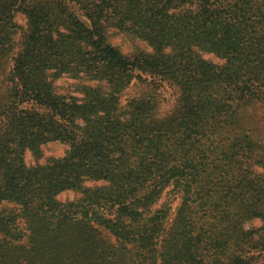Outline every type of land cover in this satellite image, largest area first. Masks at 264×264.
<instances>
[{"label":"trees","instance_id":"trees-1","mask_svg":"<svg viewBox=\"0 0 264 264\" xmlns=\"http://www.w3.org/2000/svg\"><path fill=\"white\" fill-rule=\"evenodd\" d=\"M254 103L264 0H0V264H264ZM49 142L65 155L27 166Z\"/></svg>","mask_w":264,"mask_h":264},{"label":"rangeland","instance_id":"rangeland-1","mask_svg":"<svg viewBox=\"0 0 264 264\" xmlns=\"http://www.w3.org/2000/svg\"><path fill=\"white\" fill-rule=\"evenodd\" d=\"M14 22L17 25V34L14 37V53H16L19 49V43L22 39V36L24 35V32L27 28L26 18L25 16L20 13L16 12L14 14ZM131 39H128L127 37L123 35H117L110 39V43L112 45L120 47L121 51L123 53H129L134 45L146 48L145 44L138 40H133L134 42H131ZM147 49V48H146ZM206 59L212 60L213 62H217L219 64L222 63V61H218L217 59L213 58L212 55H204ZM149 81H146V84H139L138 86H130L123 94L121 98V103L125 104V101L128 99L138 96V94L143 91L145 92L150 87H147V84ZM76 81L72 80L68 77H62L55 81V90L56 93L59 95H65V96H79L75 91L76 89ZM150 86V85H149ZM73 89V92H72ZM171 95V94H170ZM169 93H167L163 88H161L158 91V116L159 117H165L170 110L174 106V97H171V100L168 101ZM248 117L252 119L253 124L255 125L259 136L264 139V104L260 103H254L250 105L247 109ZM42 150V156L40 159L36 160L31 153L26 152L24 159L27 166H34L35 164H43L47 161L49 158H61L65 155V152L67 150V145L59 143V142H49L41 147ZM100 183H93V182H86L85 186L92 187L97 186ZM79 197L78 194L71 192V191H65L57 195V200L64 203L67 201L75 200ZM260 221L255 219L252 221V225L257 227L259 225Z\"/></svg>","mask_w":264,"mask_h":264}]
</instances>
